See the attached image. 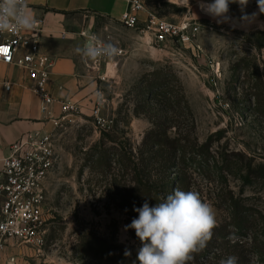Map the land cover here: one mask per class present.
I'll use <instances>...</instances> for the list:
<instances>
[{
  "label": "rangeland",
  "instance_id": "374dc122",
  "mask_svg": "<svg viewBox=\"0 0 264 264\" xmlns=\"http://www.w3.org/2000/svg\"><path fill=\"white\" fill-rule=\"evenodd\" d=\"M142 1L159 18L199 24L196 44L159 47L141 29L81 13L87 37L123 49L102 62L106 79L99 78L102 115L113 123L104 130L93 112L77 113L58 130L44 254L28 250L24 264H126L117 247L140 246L134 229L125 230L138 216L135 196L126 199L135 164L145 180L177 185L163 188L162 197L177 188L199 192L228 238L236 239L237 217L247 224L241 235H250L251 226L264 230V13L257 0L243 12L233 3L230 21L217 23L201 0H189L191 11L184 0ZM152 130L166 143L158 149L155 141L143 144ZM199 255L194 259L203 264L226 257L213 249Z\"/></svg>",
  "mask_w": 264,
  "mask_h": 264
},
{
  "label": "built area",
  "instance_id": "2783aa9c",
  "mask_svg": "<svg viewBox=\"0 0 264 264\" xmlns=\"http://www.w3.org/2000/svg\"><path fill=\"white\" fill-rule=\"evenodd\" d=\"M128 9L120 22L129 29H141L153 36L159 47L169 43L195 45L200 33V25L189 21L173 23L157 17L147 11L142 0H125ZM146 13L145 19L141 14ZM39 22V21H38ZM86 34V32H83ZM42 35L41 23L33 32L0 33V63L21 67L32 81L31 90L40 98L41 109L51 128H42L24 133L10 146L8 155L2 159L0 168V264H15L18 252L24 253V247L37 257L44 254L47 233V182L60 163L57 145V132L65 121L79 111L77 103L60 101L61 111L57 115L52 107L57 102L48 89L51 81L53 62L45 59L40 51ZM119 55L123 49H119ZM114 59V58H113ZM112 59L86 61L87 66L98 72V77L106 79V73L100 75L101 64ZM10 90L11 83H5ZM105 99L98 100L93 114L98 126L111 128L113 119L102 115ZM17 250L7 256L8 248ZM38 264H47L40 261Z\"/></svg>",
  "mask_w": 264,
  "mask_h": 264
},
{
  "label": "crops",
  "instance_id": "0c3cea01",
  "mask_svg": "<svg viewBox=\"0 0 264 264\" xmlns=\"http://www.w3.org/2000/svg\"><path fill=\"white\" fill-rule=\"evenodd\" d=\"M28 7L41 23L40 51L43 58L53 62L51 81L48 85L57 102L52 109L61 111L60 101H70L79 106L78 113L90 114L98 101L99 77L86 65L75 49L83 46L88 38L81 13L98 15L120 21L128 9L125 0H26ZM146 14H141L145 19ZM110 69L112 68L111 65ZM5 83H11L6 90ZM32 81L17 65L0 63V168L10 146L24 133L42 128L49 129L46 115L41 109L40 98L31 90ZM18 252L15 264H24ZM17 250L8 248L7 256ZM25 264H30L25 262Z\"/></svg>",
  "mask_w": 264,
  "mask_h": 264
},
{
  "label": "clouds",
  "instance_id": "9594fccd",
  "mask_svg": "<svg viewBox=\"0 0 264 264\" xmlns=\"http://www.w3.org/2000/svg\"><path fill=\"white\" fill-rule=\"evenodd\" d=\"M249 0H201L199 7L217 23L230 21V4H238L241 11ZM184 7L191 11L189 0H184ZM260 13H264V0H257ZM253 17L256 13L252 14ZM247 16L241 17L246 20ZM34 12L26 0H0V33L33 32L38 27ZM85 61L113 59L119 55V48L112 43L102 42L96 35H90L83 46L75 49ZM98 100L102 94L97 93ZM138 213L125 230L134 229L141 242L137 251L138 264H190L195 254L203 251L217 227L215 211L205 202L197 191L175 189L161 198V202L150 206L147 200L141 207H134ZM130 256V250H125ZM219 264H238V258L229 255Z\"/></svg>",
  "mask_w": 264,
  "mask_h": 264
},
{
  "label": "trees",
  "instance_id": "16d2710c",
  "mask_svg": "<svg viewBox=\"0 0 264 264\" xmlns=\"http://www.w3.org/2000/svg\"><path fill=\"white\" fill-rule=\"evenodd\" d=\"M167 140L169 139L168 135ZM149 141L154 142V148H160L164 144H166L162 139L161 135L155 132V130H152L150 133L147 134L144 145L148 144ZM177 150H179V147H177ZM134 174L135 179L134 181V187L128 189V195L126 196V199L129 200L135 196L136 203L139 207L143 205L145 200L148 201L150 206H154L157 203L161 202L162 193L161 190L165 187H170L172 184L168 183L166 181H155V180H145L143 177L142 170L140 169L139 165H134ZM164 168V166H162ZM180 168V167H179ZM162 169V168H161ZM180 184V181L178 180V183ZM174 188L177 187V185H172ZM131 215V214H129ZM235 225L234 228L237 231L236 239H230L228 238L229 235H227L226 228L222 227H216L213 231V236L211 240L208 242L207 247L199 252V257L205 253H209L211 249L215 250L218 253H222L226 257L229 255L236 256L238 258V264H264V230H257L253 226L247 227V230H249L250 235L244 236L241 235L240 232L244 230L247 226V224L242 225V221L240 220V217L234 218ZM96 239V238H95ZM98 240V239H96ZM104 241V240H103ZM141 246V242H140ZM140 246H121L117 247V249H120L119 252H116L118 256H120L122 262L128 264H138V261L136 260L137 251ZM130 250L131 255L125 256L124 252L125 250ZM112 249L106 250V255L111 256L113 253H111ZM115 254V253H114ZM203 257V256H202ZM190 264H203L200 262V259L195 258L193 259Z\"/></svg>",
  "mask_w": 264,
  "mask_h": 264
},
{
  "label": "water",
  "instance_id": "95a60500",
  "mask_svg": "<svg viewBox=\"0 0 264 264\" xmlns=\"http://www.w3.org/2000/svg\"><path fill=\"white\" fill-rule=\"evenodd\" d=\"M235 22L237 23V25H239V24H240V21H238V20H236Z\"/></svg>",
  "mask_w": 264,
  "mask_h": 264
},
{
  "label": "bare ground",
  "instance_id": "6f19581e",
  "mask_svg": "<svg viewBox=\"0 0 264 264\" xmlns=\"http://www.w3.org/2000/svg\"><path fill=\"white\" fill-rule=\"evenodd\" d=\"M242 24V22H240Z\"/></svg>",
  "mask_w": 264,
  "mask_h": 264
}]
</instances>
